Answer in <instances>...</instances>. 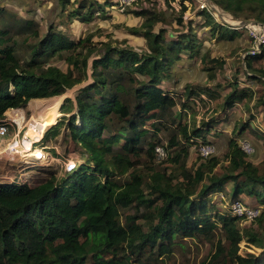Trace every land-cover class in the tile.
<instances>
[{
    "label": "trees",
    "instance_id": "obj_1",
    "mask_svg": "<svg viewBox=\"0 0 264 264\" xmlns=\"http://www.w3.org/2000/svg\"><path fill=\"white\" fill-rule=\"evenodd\" d=\"M59 1L64 8L71 3V0ZM213 1L235 18L264 23V0ZM87 2L78 0L76 7L72 4L69 22H93L101 9L97 3L88 6ZM108 4L111 6L112 0ZM198 11L200 17H206L205 26H211L217 40L233 41L237 37V31L228 34L226 28H230L220 24L209 10ZM100 15L106 19V12ZM135 15L146 18L145 22L129 31L146 40L145 51L111 42H101L103 48L99 49L91 44L92 36L74 41L65 33L50 30L32 50L31 60L23 62L13 35L1 23L6 17L16 18L24 24L23 30L32 31L36 37L39 33L34 27L38 25L31 18L21 19L0 7V126L7 125L4 120L8 111L24 108L31 100L61 96L90 80L77 91V113L72 114L73 108L67 107L73 105L70 99L65 100L60 110L65 116L72 114L71 134L88 154L87 160L61 180L52 177L38 185L19 180L0 184V264H151L170 256L178 239L188 238L212 244L210 264H263L260 256L239 253L243 238L252 244L259 245L260 241L258 233L241 234L238 222L247 216L215 212L211 194L223 192L233 182L230 205L243 203L240 200L245 196L255 197L264 205V168L250 162L233 138L229 144L230 166L224 174L215 172L221 163L217 156L190 170L186 162L190 146L210 144L209 138L219 132L217 127L222 122L219 117L198 121L196 113L192 114L197 112L192 106L197 108L198 102H205L202 95L217 99L218 92L210 87L187 85L184 93L177 96L162 87L171 78L172 65L182 60V53L188 52L194 58L200 49L194 23L187 25V31L183 26L177 34L168 33L167 38L166 29L153 31L160 19L151 12L142 9ZM179 22L182 23L181 18ZM64 51L71 52L66 72L46 66L47 58ZM92 54L96 55L89 76L88 61ZM250 58L263 59L264 48L246 60L251 61ZM250 61H246L248 76L252 75ZM201 63L209 80H214L216 70L225 64L210 58L208 51L202 54ZM231 89L223 97L225 113L254 97L250 88H239L238 81L231 84ZM259 102L264 105V93ZM177 104L181 112H189L195 119L194 124L191 119L179 125L178 133L170 141V148L176 152L168 159L178 166V176L153 173L148 193L141 174L131 172L129 178L121 181L138 164L130 155L142 151L148 123L162 122ZM76 121H80L77 126ZM63 122L62 118L50 127L39 143L56 139ZM39 143L33 147L37 148ZM116 147H119L117 151ZM156 147L157 143L148 142L147 153L154 155ZM177 179L181 181L175 184ZM130 207L136 213L123 219L122 209ZM142 208L148 212L139 216ZM139 217H145L144 224H138ZM253 220L263 223L264 212ZM218 231L221 239L216 241Z\"/></svg>",
    "mask_w": 264,
    "mask_h": 264
},
{
    "label": "rangeland",
    "instance_id": "obj_2",
    "mask_svg": "<svg viewBox=\"0 0 264 264\" xmlns=\"http://www.w3.org/2000/svg\"><path fill=\"white\" fill-rule=\"evenodd\" d=\"M82 1V0H80ZM90 0H88L89 2ZM145 3H142L141 9L130 8L125 13L118 12H109V16L106 17V20H103L102 16H96L97 20L90 25H84L79 20H72L69 22V11L72 9V6L78 2V0H71L70 5L67 8H64L60 5L59 0H0V7L5 10L14 12L17 17L21 19L31 18L37 23V29L39 36L33 35L32 31L23 30L25 28L24 24L17 20L16 18L6 17L3 23H1L2 28H7L10 30L13 35V41L15 43L16 51L18 56L23 60V62H29L31 60L32 50L38 46L39 42L47 37L50 30L54 32L65 33L71 40L78 41L79 39L87 38L92 36V43L95 44L99 49H102L101 42H111L114 45H124L125 43L133 47L137 51L147 50L146 40L141 36H136L129 31V28H136L142 26L145 22L144 17L135 15L136 11L148 10L154 16L160 20L154 25L153 31L158 33L161 29H166V37L169 38L168 33L177 34L178 30L185 27L190 22H193L195 25V33L200 38L201 45L200 49L196 51L194 58H190L188 52L182 53V60L172 65L171 73L177 72L178 66L182 65V68H192V64L196 66L190 74V78L185 79V82L181 81L179 84L164 82L162 84L163 88L170 89L174 91L177 96L182 94L185 91L187 85H196L200 87H210L216 89L218 92L217 99L210 100L207 97L205 102H198V107H193L197 112V120L200 121L202 118L210 119L211 117H219L222 122L217 127L221 129L215 135H212L210 138L211 146L215 148L214 156L220 158L221 163L215 170L218 175L224 174L228 171L230 166L229 161V144L230 141L234 138L242 145L243 142L247 141L253 147V152L251 154L247 153V158L255 166L263 170L264 165V112H252L249 109L245 108L243 110L238 107L236 111L233 112H223V97L231 91V84L235 83L237 80L245 77L244 82H250L251 80L258 81V87L256 91L258 96L261 97L264 93V58L255 60L261 61L260 63H255V66L260 68L250 69V72L253 75L248 76L247 74V63L249 59L246 60L248 55V45L247 42H250L251 39L245 35V32L237 31V37L233 40L231 46L234 47L231 52H224L221 45V41L217 40L216 36L212 34L211 26H205L206 17L199 16L198 11V1L194 0L189 1L190 7L183 12H174L169 6L164 8H158L157 3L154 7L149 5L150 0H143ZM87 2L89 6L90 3ZM73 4V5H72ZM145 4V5H144ZM109 9V4L105 5ZM94 9L97 7L94 4ZM213 15V14H212ZM187 16V19H183ZM217 16V15H216ZM232 17H234L232 15ZM181 18L182 23L179 22ZM212 23L213 20L207 17ZM235 18V17H234ZM216 19V18H215ZM236 20H244V18H235ZM195 20V21H194ZM184 24V25H182ZM99 26L96 29H93V26ZM214 25V24H213ZM223 28H226L223 26ZM228 34L232 31L227 29ZM170 31V32H169ZM241 50V51H240ZM206 51L210 53V58H216L220 62L224 61L225 64L223 67L216 70V78L214 80H209L208 73L204 70V65L199 61L201 60L202 54ZM240 51V52H239ZM71 54L69 51H64L55 56H51L46 59L45 64L55 66L60 68L63 71L68 70V56ZM96 54H92L89 58L88 66V75H91V66L93 60L95 59ZM190 61V62H188ZM247 61V63H246ZM245 62V63H243ZM181 64V65H180ZM189 66V67H188ZM219 66V63L217 64ZM184 70V69H180ZM256 74V75H255ZM79 76V74L77 73ZM255 75V76H254ZM87 82L77 85L72 89L67 90L63 95V103L66 99L73 101V105H68L67 107L73 108L72 114L77 113L75 97L77 91L85 86ZM219 85V86H218ZM59 97V96H58ZM47 99V98H46ZM46 99H36L31 100L28 105L24 108H18L10 110L6 113V119L11 123L9 127L10 133L6 136L0 137V184H11L13 182V176L18 178H24L28 183L33 185H38L45 183L52 177L61 180L67 175L66 166L69 161H76L77 166L81 165L88 158V154L85 153L81 145L73 139L71 134V129L69 126V118L72 114L64 115L59 114L57 121L64 119L63 126L61 128V134L54 140H49L44 144L39 143L38 147L43 150L47 157L42 160H33L29 157H20L16 156L15 158L9 157V147L13 145L14 141L18 142V145H26L25 140V131L30 126V121L38 116L40 111L44 112L46 107L36 105V102L44 101ZM178 102V101H177ZM261 103V102H259ZM34 106V109H33ZM41 110L38 112L39 108ZM181 106L177 104L174 110L171 112V115L168 114L162 122L151 121L148 123L147 127V136L145 142L143 143V149L137 154H131L130 158L132 160H137L138 164L130 169L126 175L120 178L121 181L129 178L131 172H135L143 175L144 177V189L146 192H149L148 184L150 182V176L153 173L172 174L173 176H178L179 168L174 165L170 159L159 160L156 153L154 155H149L148 142H155L157 146H164L169 154L170 158L175 155L176 149L170 148V141L174 135L178 133V126L184 125L191 122L194 124V118L189 116V112H181ZM247 109V110H246ZM256 110V109H254ZM19 111H25L22 121L15 119L14 114ZM191 113V112H190ZM65 116V117H63ZM80 124V121H76L75 125ZM160 127V128H159ZM17 134V137L15 135ZM44 135L42 136V138ZM216 138V139H213ZM181 139V137H180ZM37 142H33V146ZM37 147V148H38ZM34 148V147H33ZM201 143L192 144L190 146V153L187 158V167L194 171L202 161H204L201 156ZM36 149V148H34ZM119 147H116L117 151ZM56 152V154L54 153ZM25 158V159H24ZM111 157L109 156L108 159ZM28 159V160H27ZM41 161V162H38ZM77 168V167H76ZM72 172H69L71 174ZM119 179V178H118ZM181 180H175L174 183L180 182ZM22 183V182H21ZM233 182H229L223 192L215 191L211 194L213 200L211 206L217 213L222 214H231L237 215L240 213V207L230 205L231 202V188ZM201 187V186H200ZM240 201L248 209L257 212L256 216L252 218H247L238 222V228L240 229L241 234L246 236V232H254L259 234V245L252 244L247 242L243 238L239 244V253L241 255L255 254L256 256L261 257V261L264 264V221L259 223L254 221V218H257L260 214L264 212V205H262L255 197L245 196ZM241 203V202H240ZM147 210L142 208L140 210L139 216L141 214H147ZM136 213V210L132 207L128 209H122L123 219L126 215H133ZM140 218V217H139ZM138 224L145 223V217L138 219ZM221 239V233L218 231L216 241ZM213 246L211 243L206 240L201 239H178L177 245L174 247V251L170 256L160 258L158 261L154 260L151 264H210V256L213 253ZM87 264H90L88 262Z\"/></svg>",
    "mask_w": 264,
    "mask_h": 264
},
{
    "label": "built area",
    "instance_id": "obj_3",
    "mask_svg": "<svg viewBox=\"0 0 264 264\" xmlns=\"http://www.w3.org/2000/svg\"><path fill=\"white\" fill-rule=\"evenodd\" d=\"M198 1V10H203V9H207L211 12V14H213V16L216 18V20L224 25L223 21L217 19L214 11L212 10V8L208 5V3L205 0H197ZM139 0H112V5L110 6V8L112 10H114L115 12L118 13H125L127 12V10H129L130 8H135V9H141V5L142 3H145V1L141 0V3L138 4ZM157 3V7L158 8H164V7H170L174 12H181L183 10V12L187 9V7H190V4L188 2V0L182 1V0H150L149 1V5L151 7H154ZM147 4V3H145ZM144 4V5H145ZM184 7H186V9L184 10ZM184 20L187 19V16L185 18H183ZM231 30L234 31H240V32H245V35H247L250 39H251V46L250 49L248 51V55H256L257 53H261L263 48H264V24L263 23H258V24H251V25H247L244 27H235V25H231L229 27ZM202 98L204 100H207V97L205 95H202ZM4 122L7 125L4 126H0V137L1 136H6L10 133L9 131V127L11 125L10 122L7 121V119L5 118ZM15 137H17V134L15 135ZM16 141H14L13 145H15ZM19 146H21L19 144ZM240 146L242 147V149L248 153L251 154L253 152V147L251 146V144L247 141L243 142L242 145L240 144ZM11 149L14 150V148L11 145ZM201 156L203 157V159H207L211 156H214L215 154V148L214 146H211L209 144H204L201 143ZM156 155L158 157L159 160H165L168 159L169 157V152L168 150L164 147V146H157L156 147ZM41 162V161H38ZM77 167V162L76 161H69L67 163L66 166V172H73ZM234 206H238L240 207V213L237 215H246L247 218H252V216H256L257 212H254L250 209H248L246 206H244L242 203L237 202L235 204H233Z\"/></svg>",
    "mask_w": 264,
    "mask_h": 264
},
{
    "label": "bare ground",
    "instance_id": "obj_4",
    "mask_svg": "<svg viewBox=\"0 0 264 264\" xmlns=\"http://www.w3.org/2000/svg\"><path fill=\"white\" fill-rule=\"evenodd\" d=\"M215 15H217V19L228 22L232 25H237L239 22L236 20L232 15L226 11L220 12L219 10H214ZM61 98H47L44 101L36 102V105H40L42 107H46L45 111H40L39 108L38 112L40 113L38 116L33 118L30 121V126L26 129L25 133V140L26 145L19 146L18 143L13 146L14 150L9 147L8 155L10 158H15L16 156L20 157H29L33 160H42L47 157V154L40 148H33V142H38L42 139V136L45 135V132L56 123V120L59 116L58 108L60 106ZM34 109V106H33ZM25 111H19L14 114L15 119L18 121H22L24 117ZM25 159V158H24ZM28 160V159H27Z\"/></svg>",
    "mask_w": 264,
    "mask_h": 264
},
{
    "label": "crops",
    "instance_id": "obj_5",
    "mask_svg": "<svg viewBox=\"0 0 264 264\" xmlns=\"http://www.w3.org/2000/svg\"><path fill=\"white\" fill-rule=\"evenodd\" d=\"M108 1L109 0H90L88 3H97L96 5H98L99 6V8L101 9V12L100 13H104V12H106V17H108L109 15V12H115L114 10H112L110 7H109V9H107V7L105 6L106 4H108ZM100 13L98 12L97 13V16H99L100 15ZM101 16V15H100ZM103 19V18H102ZM97 20V17H95V19L93 20V22H95ZM103 20H106V19H103ZM92 22V23H93ZM83 23V22H82ZM84 25H90V24H86V23H83ZM99 26L97 25H95V26H93L92 28L93 29H96V28H98ZM168 31V30H167ZM170 32V31H169ZM82 39V38H81ZM79 41V40H78ZM232 42L233 41H227V40H225V41H221L220 43H221V45L220 46H222L223 47V49L222 50H224V52L226 51V52H231L232 51V49H234V47H232L231 46V44H232ZM147 43V42H146ZM247 45H248V48L247 49H249L250 48V42L248 41L247 42ZM241 51V50H240ZM239 51V52H240ZM205 52V51H204ZM251 59V61H250V64H251V66L254 68V69H257V68H260L259 66H255V63L257 62V63H260L261 61H255L256 59H253V58H250ZM188 62H190V61H188ZM243 63H245V62H243ZM201 64V60L199 61V64H197V65H200ZM181 65V64H180ZM193 65V67L192 68H182V65L181 66H178L179 68H177V72L175 73V72H173V74L171 75V78L166 82V83H168V85H172V83L174 82V83H177V84H179L181 81H183V82H185V79H187V78H190V74H191V71L195 68V67H198V66H196V64H192ZM189 67V66H188ZM180 69H184V70H180ZM252 75H253V73H252ZM256 75V74H255ZM254 75V76H255ZM238 81V84H239V88H250L253 92H254V97H253V99L249 102V103H238L236 106H234L232 109H230V110H228L227 112H233V111H236L237 109H238V107H240L238 110L240 111V109L241 110H243V109H245V108H247V109H249V107H252V108H250L251 110H252V112H264V105H263V103H259V100H260V98L261 97H259L258 96V92L256 91L257 89H259V87H258V81L257 80H251L250 82H244L245 81V77L244 78H241V80H237ZM170 90V89H169ZM232 90V89H231ZM172 91V90H171ZM57 98V97H56ZM58 98H61V102H60V106H59V108H58V112H59V114L61 113L60 112V110H61V106L63 105V97L62 96H59ZM246 109V110H247ZM254 109H256V110H254ZM57 121V120H56ZM56 124V123H55ZM54 124V125H55ZM52 127V126H51ZM49 130V129H48ZM47 130V131H48ZM46 131V132H47ZM218 131H221V129H218ZM45 132V133H46ZM212 137V136H211ZM213 139H216V138H214L213 137ZM209 140H210V138H209ZM21 145H23V144H21ZM13 182L14 181H17V180H19L20 182H22V183H28L27 182V180H25L24 178H16V177H14L13 176ZM12 183V182H11ZM29 185H33V184H30V183H28Z\"/></svg>",
    "mask_w": 264,
    "mask_h": 264
},
{
    "label": "water",
    "instance_id": "obj_6",
    "mask_svg": "<svg viewBox=\"0 0 264 264\" xmlns=\"http://www.w3.org/2000/svg\"><path fill=\"white\" fill-rule=\"evenodd\" d=\"M208 5L212 8V10H216V11H220V12H224V10L213 0H205ZM224 25L230 27L232 24L228 23V22H223ZM261 23L259 21L253 20V19H244V20H240L237 25H235V27H244L247 25H251V24H258ZM264 24V23H263ZM54 98V97H53Z\"/></svg>",
    "mask_w": 264,
    "mask_h": 264
}]
</instances>
